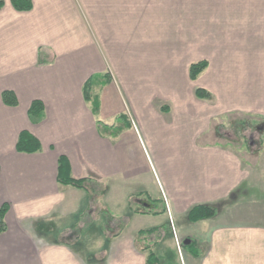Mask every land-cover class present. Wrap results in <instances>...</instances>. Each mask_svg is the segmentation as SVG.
Masks as SVG:
<instances>
[{"label":"crops","instance_id":"1","mask_svg":"<svg viewBox=\"0 0 264 264\" xmlns=\"http://www.w3.org/2000/svg\"><path fill=\"white\" fill-rule=\"evenodd\" d=\"M204 3L215 1L32 0L29 10H16L10 0H4L0 8V204L7 202L8 209L6 228L0 233V264H145L136 234L158 225L126 226L110 238L102 231L97 234L95 225L84 241L70 231L54 235L58 219L85 210L89 188L96 191L99 179L109 178L114 189L118 179H134L141 170H150L136 125L112 135L96 123L100 119L116 125L122 114L128 125L132 113L141 124L144 148L157 179L156 185L147 183L150 188L144 192L150 201L159 197L164 204L161 211H154L147 202L142 213L166 214L172 235L180 241L206 244L199 256L185 254L181 263L264 264V137L260 130L248 128L254 141L246 136L250 144L233 148L227 140L231 131L209 132L210 117L221 114L256 113L264 120V109L258 108L264 100L258 73L247 74L243 81L253 83L257 92L236 101L229 87L230 93L222 92L223 102L227 101L223 106L216 107L221 92L205 87L213 99L200 110L198 102L195 108L184 106L187 92L167 87L175 82H166L152 69L170 57L172 47L166 37L173 34L175 21L189 18L188 10ZM230 3L236 5H228V13L211 17L264 20V0ZM251 26L245 22L242 31L247 34ZM228 30L224 36L230 34ZM250 47H258L257 39L250 40ZM208 57L209 70L212 59ZM107 65L115 75L105 84L97 82L94 112L82 85L91 75L106 72ZM154 87L173 97V102L159 108L148 105L151 94L158 92ZM4 89L15 93V105L3 102ZM33 99L43 103V116L37 122L27 112ZM137 105L141 107L135 109ZM22 129L39 139L40 150L15 148ZM60 154L68 158L72 176L84 177V187L57 181ZM197 203L213 205L216 214L188 220V209ZM59 225L65 230L64 224Z\"/></svg>","mask_w":264,"mask_h":264},{"label":"rangeland","instance_id":"2","mask_svg":"<svg viewBox=\"0 0 264 264\" xmlns=\"http://www.w3.org/2000/svg\"><path fill=\"white\" fill-rule=\"evenodd\" d=\"M214 1L215 3L210 5L207 3L200 4L198 7L193 5L195 8H192V6V9L190 8L187 12L189 18L175 21L173 34L166 37L167 44L172 47L170 57L163 59L160 65L157 64L155 68L151 66L154 71L162 75V78L166 82H175L167 87H175L184 93L187 92V97L182 102L184 106H193L195 108L196 105L194 104L198 102L200 110L204 103H209L213 97H198L194 93L196 86H211L215 91L221 92V95H219L220 100L216 101V107L223 106V103H227V101L223 102L222 100V92L230 93L229 87L231 89L230 94L233 98H236V101L238 99L242 100V98H245L246 95H250L254 91L257 92L258 88L256 89L252 85L253 83H243L247 74L252 76L258 73L257 84L259 90L262 91L264 88V20L258 19L257 21L253 20L251 22L248 20L227 21L212 18V15L215 16L216 14H220V12H223V14L228 13L230 11L228 8L231 7V4L236 5L230 3V0ZM234 11H237V9ZM245 22L248 26L252 24V29L247 34H245V31H242L245 27ZM227 24L230 30L227 29ZM176 25L179 26L176 27ZM232 28H236L238 32L235 33ZM227 30L230 34L224 36L223 31ZM175 32H183V35L174 34ZM255 39H257L258 47H250V40L254 41ZM224 42H226L225 47H223ZM208 55L210 56L208 57ZM202 57H211V68L208 70L207 66L196 79L187 77L188 64ZM148 67L149 65L143 69H148ZM105 70L109 76L112 73L115 75L110 65H107ZM137 86L131 85V87ZM163 86L166 87V85ZM155 88L158 90L157 87ZM90 90L92 94L99 92L96 79L93 80ZM172 98L169 95H163L158 90V92L151 94L148 105L157 108L163 107V104L172 103ZM259 104L258 108L264 109V100ZM140 107V105H137L135 109ZM124 118L125 115L118 116L116 118V124L118 126L124 125ZM199 119L201 120V118ZM210 119L212 122L209 124V132L214 129L221 131L222 128L226 131H231L233 137L231 136L227 140L231 141L233 148L234 146L241 148L245 142L247 144L251 143L247 138L251 134L250 129L256 130L257 128L264 137V120L258 118V114L256 113L244 114L243 112H239L221 114L213 118L210 117ZM137 120L138 117L132 113L130 125H136L138 128L139 141L144 153H146L150 170H141L134 179H118L119 186L114 189L111 188V180L109 178L99 179L95 185L96 191H92L89 188V196L85 210L82 209L83 212L81 214L66 216L61 220L58 219L55 223L54 235L58 236L59 234H63L61 232L70 231L72 235H80L81 241H84L89 239L91 226L95 225L97 234L99 231H102L105 238L116 235L118 231L122 230L123 232L126 226H129L130 229H135V227L158 225V228H155L152 233L146 234V237L143 240H139L136 245L140 248L143 244L142 242H155L153 248L164 256L165 259L163 260H170L172 264H182L181 260L184 259L185 254L191 255L185 251L183 242L177 236H174V234L172 235L174 231L172 226H168L167 221H165L167 220L165 218L166 214L145 215L142 213L147 209L148 205L146 204L149 202L152 204L151 208L154 211H161L164 204L159 201V197L150 201L144 192V189L150 188L147 183L151 186L153 183L156 185L157 179L151 157L147 153L146 148H144L145 145L143 142H146V140L141 129V124ZM221 133H223V130ZM253 135H255V132ZM252 140L254 141L253 138ZM114 182L115 179H113ZM89 185L91 186L92 184ZM60 222L64 224L65 230H63V227H59ZM67 239L70 240V237ZM71 241L74 243L73 240ZM157 242L158 245H156ZM74 245L77 246V243H74ZM104 248L107 249V246L105 245ZM205 248L206 244L201 243L200 249L203 251Z\"/></svg>","mask_w":264,"mask_h":264},{"label":"trees","instance_id":"3","mask_svg":"<svg viewBox=\"0 0 264 264\" xmlns=\"http://www.w3.org/2000/svg\"><path fill=\"white\" fill-rule=\"evenodd\" d=\"M4 0H0V8L2 7ZM11 5L16 10H29L32 7V0H10ZM208 59L205 57L193 60L189 63L188 66V75L191 79H196L197 76L207 67ZM96 79L98 83L105 84L110 81V76L108 72H103L100 75H91L88 77L82 85V91L84 98L90 102V105L94 112H97V95L96 93H91V85L93 80ZM194 93L200 97L211 98V92L203 87L196 86L194 88ZM1 97L4 103L8 105H15L17 103V98L15 93L11 89H4L1 92ZM28 116L33 122L39 121L43 116V103L40 99H33L28 107ZM122 115V114H121ZM120 116V115H119ZM98 129L107 130L110 134H118L124 127L130 126V122L125 123L124 125H107L103 123L100 119L96 120ZM15 148L18 151L24 152H34L38 151L41 148V143L39 139L26 129H22L18 133V137L15 143ZM57 181L61 184H70L76 187H84L85 179L84 177H74L70 172V164L68 158L60 154L58 156V168H57ZM8 209V203L3 202L0 204V233L5 230V214ZM216 208L207 203H197L192 205L187 211V218L190 221H198L204 218L212 217L216 214ZM155 228L139 229L136 234V240H143L146 237V234L152 233ZM142 242V241H141ZM140 250L145 251V264H163L165 260L160 259L156 251L153 248V243L142 242ZM185 251L194 255H200V247L195 239H189L187 242L183 243Z\"/></svg>","mask_w":264,"mask_h":264},{"label":"flooded vegetation","instance_id":"4","mask_svg":"<svg viewBox=\"0 0 264 264\" xmlns=\"http://www.w3.org/2000/svg\"><path fill=\"white\" fill-rule=\"evenodd\" d=\"M258 126H259V124H258ZM256 130H258V129L256 128ZM250 139H252V136H250Z\"/></svg>","mask_w":264,"mask_h":264}]
</instances>
